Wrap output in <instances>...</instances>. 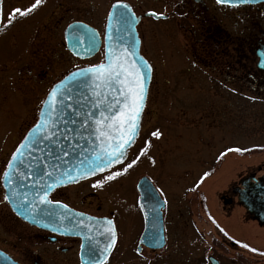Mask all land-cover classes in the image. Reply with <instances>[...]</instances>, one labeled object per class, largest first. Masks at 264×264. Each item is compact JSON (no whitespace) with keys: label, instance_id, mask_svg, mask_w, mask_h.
Returning <instances> with one entry per match:
<instances>
[{"label":"rangeland","instance_id":"1","mask_svg":"<svg viewBox=\"0 0 264 264\" xmlns=\"http://www.w3.org/2000/svg\"><path fill=\"white\" fill-rule=\"evenodd\" d=\"M112 1L41 0L33 11L20 15L15 10L30 8L35 0H2L0 171L14 145L36 119L50 86L67 71L102 59V49L89 59L74 58L64 44L65 26L82 20L102 35ZM126 1L136 14L152 11L167 16L164 19L144 16L137 25L140 51L152 66L143 123L124 164L110 171L126 174L110 186L101 187L102 191L114 193L117 205H128L136 201L134 185L140 174H146L163 194L179 187L171 179L192 182L204 172H212L213 180L222 173L234 174L231 167L236 165V157L244 158L245 163L253 161L255 167L264 165V79H260L256 56L247 50L246 40L242 41L247 31L257 26L252 25L251 19L259 20L264 28V13L256 14L254 8L248 7L226 10L227 14L223 15L214 11L223 26L230 27V15L237 21L234 26L239 31L230 32L239 35V62L231 66L240 73L252 75L251 80L236 78L232 74L234 68L221 63L234 54L229 48L217 55L202 53L198 48L190 50L185 30L193 27L197 20L195 15L198 20L200 15L186 10L188 0ZM204 42L212 48H220L213 41ZM154 132L159 135L153 136ZM141 149H144L143 154ZM133 159L136 163L123 171ZM88 187L91 188V184L79 186ZM93 191L96 195L91 198L92 209L97 204L104 209L102 193ZM2 193L0 187V247L6 249L11 242L19 240V235H28L34 229L12 214ZM169 252L170 246L159 255L158 264L179 263V256ZM134 258L116 257L108 264H135ZM261 261L255 260V264H262Z\"/></svg>","mask_w":264,"mask_h":264},{"label":"flooded vegetation","instance_id":"2","mask_svg":"<svg viewBox=\"0 0 264 264\" xmlns=\"http://www.w3.org/2000/svg\"><path fill=\"white\" fill-rule=\"evenodd\" d=\"M188 1L189 6L186 10L191 14L193 12L194 15L197 13L200 15L199 20L198 16L195 15L197 20L194 26H189L185 30L191 47L190 50L195 51L198 48L202 53L213 52V55H217L218 52H226L229 48L234 54L230 55V60L228 58V61H222L221 63L234 68L231 64L235 65L239 62L237 57L240 44L239 35L230 31H239L237 26H234L237 21L230 15L232 21L230 27L223 26V21L214 11L223 15L226 10L248 7L254 8L256 14L261 15L264 13V2L254 5L232 6L218 4L214 0ZM218 18L220 21H218ZM251 23L252 25L256 23L257 26L248 30L246 38L242 41L246 40L244 43L247 42V50L253 56H256L258 50H264V28L263 23L259 20L254 22L251 19ZM251 31H254V33H251ZM206 40L219 44L220 48L224 47L222 49L212 48L210 44L204 42ZM224 54L228 55V53ZM232 71L236 78L254 79L252 75L240 73V70L236 68ZM260 72V79H264V70H260ZM9 157L10 154L0 171L1 188V175ZM220 160H223V157ZM235 160H237L236 165L231 167L234 174L222 173L216 180H213L215 175L212 176V172H204L199 177H195L192 182L171 179L179 187L168 190L163 194L146 174H140L135 180L136 201L133 204L117 205L114 193L107 194L102 191L101 187H93L97 180H101V176L108 175L111 170L122 164L78 183L55 188L49 194L48 200L50 203L63 204L70 209L99 220L100 223L104 224L105 232L108 235L115 234V241L113 243L111 240L112 247L109 248L108 256L103 264H108L110 260L116 257L128 259L135 257V264H158L159 255L168 246H170L169 253L173 255L176 253L179 256L178 264H255V260L257 262L262 260L261 262L264 264V222H260L257 218L258 215L252 211L259 208V206L255 207L254 205L256 200L255 185L257 183L264 184L262 179L264 165L255 167L253 161L250 163L242 162L244 160L242 157H236ZM124 174L126 173L120 174L111 181H106L103 186H110L111 183L121 179ZM143 177L149 180L162 201L160 206L155 202L140 204L143 196L138 189V183ZM85 183L91 184V188H79L81 184ZM144 185L147 186V183ZM93 190L102 193V201L105 204L104 209L100 204L95 205L92 209L91 198L96 195ZM2 194L4 198V191ZM261 198V196L258 197V199ZM150 199L153 202L152 197L145 198L146 201ZM243 199L248 204L245 205ZM4 201L8 206L5 198ZM155 206L161 215L164 241L161 247L158 246L159 239L157 235L151 237L150 241L148 240L151 245L145 241L147 239L145 233V217H147V214L143 212V208L153 209ZM12 214L14 215V213ZM154 214L156 216L157 212ZM14 216L34 231L28 235H19V240L11 242L6 249L0 247V250L10 258L19 264H49V261L52 264V260L54 264H65L68 261L73 264H80L79 253L82 243L80 237L52 233L30 225L16 215ZM109 229H111V232ZM35 239L39 242H31ZM107 243L109 244V241ZM107 243L105 245H108ZM7 244L9 243L7 242ZM32 244L33 248L31 247ZM244 245L248 247H244Z\"/></svg>","mask_w":264,"mask_h":264},{"label":"water","instance_id":"3","mask_svg":"<svg viewBox=\"0 0 264 264\" xmlns=\"http://www.w3.org/2000/svg\"><path fill=\"white\" fill-rule=\"evenodd\" d=\"M262 1L264 0H247V2L229 5L254 4ZM114 5L120 6L114 7ZM124 5L127 7L125 8ZM146 15L152 14L147 13ZM152 16L154 18L162 17V15ZM139 20L140 16L134 14L129 3L120 0L114 1L106 17L103 34V60L95 64H107V54L114 53L113 63H115L116 56H119L124 60V64L129 69L138 72L143 77L145 98L140 112L137 135L151 76L150 64L139 52L140 40L136 31V25ZM63 36L67 49L79 58L91 57L98 51L101 45V38L98 32L90 25L81 21H74L67 25L63 31ZM256 54L259 58L257 66L264 69L263 49L258 50ZM91 66L94 65L73 69L54 83L50 90L58 85L60 81L64 80L65 77H69V81H71L70 73L87 70ZM89 84H91V80H89ZM72 89V99L68 101L72 105V109H66L65 114L57 120L56 126L47 131L49 137L55 134V138L59 141L58 145L52 139H48L40 143L37 146V150L33 149L32 140L36 139L37 136L45 134L44 129H39L35 126L41 121L45 124L49 123L45 117L41 116V105L36 123L27 131L23 140L17 146V148L21 149V153L17 155L11 165L7 164L5 170L8 171L9 175L5 177L3 173L1 180L5 196L9 197L7 201L17 216L40 228L59 234L80 237L82 240L79 256L80 263L97 264L98 258V264H102L109 253V248L106 252L104 251L105 244L108 241L111 243L112 240V234L108 235L105 232L106 228L103 226L104 224L87 214L72 210L65 205L50 202L41 203V200L45 198L49 201L48 195L54 188L93 176V174L86 173V170L92 166L95 153L99 151V147L101 146V141L98 140V133L96 132L97 125L95 121L100 117L101 112H104V115L114 116L115 110L113 113H108L105 111L103 105L112 104L115 100L121 99L118 90H115L117 89L115 84L110 87L106 85L100 88L99 97L93 94V89L85 87L83 83H73ZM47 94L44 99L47 98ZM98 104L101 105L99 108H97ZM76 112H79V115H76ZM52 119H56V117ZM137 135L127 147L126 154ZM26 136L29 137V140H25ZM65 136L67 137L66 139L64 138ZM49 152L52 154L49 155ZM65 152L68 154L64 155ZM21 160H23V164H20ZM48 173L51 175H48ZM66 173L70 177H74V179L65 178ZM97 173L101 172L97 171L95 174ZM262 179L264 180V176ZM9 181L11 182L9 183ZM146 183L147 186L144 185ZM138 189L143 196L140 204H152L154 202L159 206L162 204L152 184L146 177H143L139 181ZM255 189L256 200L254 205L255 207L259 206V208L252 211L258 215L257 218L260 222H264V184L257 183ZM149 196L154 199L153 202L151 199L145 200ZM260 196L262 198L258 199ZM243 203L245 205L248 204L245 199H243ZM143 209V212L147 214V217H145L147 239L145 241L147 244H150L151 242H148V240L150 241L151 237H156L157 235L159 239L158 246L161 247L164 241L160 211L156 206L153 209L145 207ZM156 212L157 215L155 216L154 213ZM0 264L18 263L0 251Z\"/></svg>","mask_w":264,"mask_h":264},{"label":"snow or ice","instance_id":"4","mask_svg":"<svg viewBox=\"0 0 264 264\" xmlns=\"http://www.w3.org/2000/svg\"><path fill=\"white\" fill-rule=\"evenodd\" d=\"M218 4H233V3H243L247 0H216ZM41 0H35V3L23 11L21 9H16V13L20 15H25L28 12L33 11L39 4ZM120 5H114V7H119ZM126 8L127 6L124 5ZM152 15L161 16L162 13H151ZM111 15V13H110ZM9 19L11 20V14ZM107 64H100L91 66L87 70L70 73L71 81L69 77H65L64 80L60 81L58 85L54 86L49 93L47 98L41 101L42 109L41 116L45 117L49 123L45 124L43 121L39 122L35 127L39 129H44L45 134L42 136H37L36 139L32 140L33 149L37 150V146L44 140L52 139L55 144L58 145L59 141L55 138V134L52 137L47 135V131L56 126L57 120L60 119L64 114L66 109H72V105L68 103L71 101V93L73 91V83H83L85 87H90L93 89V94L99 97V89L104 86H111L115 84L119 92L121 99L115 100L112 104H104L105 111L108 113H113L115 110V115H104V112L100 113V117L95 121L98 133V140L101 141V146L99 151L95 153V159L91 167L86 170L88 174H95L97 171L104 172L110 166L116 164H124V158L126 157V149L132 143L133 138L137 135V128L139 127V117L142 110V104L145 98V89L143 85V77L136 71L129 69L119 56H116L115 63H113L114 53H108ZM126 59V57H125ZM91 80V84H89ZM101 105H97L99 108ZM79 115V112L75 113ZM56 117V119H52ZM74 122V121H72ZM153 136H158L159 133H152ZM67 138L66 136L64 137ZM25 140H29L26 136ZM43 151L42 149H39ZM239 151V149H237ZM144 149H141V154H143ZM21 153V149L18 147L16 151L12 154V159L9 160V165L12 164L13 160L16 159L17 155ZM52 153L49 152V155ZM68 153L65 152L64 155ZM138 159V157H137ZM136 163V159H133L130 163H127L123 171H127L132 165ZM23 164V160L20 161ZM121 172H112L103 177L101 180H97L93 187H103L106 181H111L119 176ZM9 173L7 170L4 172V176L8 177ZM48 175H51L48 173ZM84 175V173H82ZM207 175V173H205ZM65 178L74 179L70 177L69 174H65ZM11 181H9L10 183ZM9 197L5 196V200ZM47 199H42L41 203H48ZM111 232V229H109ZM115 241V234H112V242ZM112 247V243L106 245L104 251L106 252L108 248ZM244 247H248L244 245ZM253 251H255L253 249ZM98 264V258H97Z\"/></svg>","mask_w":264,"mask_h":264}]
</instances>
